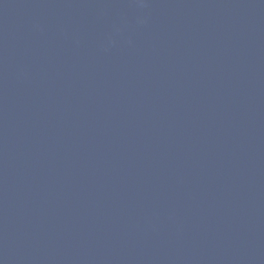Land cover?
<instances>
[{
    "label": "water",
    "instance_id": "obj_1",
    "mask_svg": "<svg viewBox=\"0 0 264 264\" xmlns=\"http://www.w3.org/2000/svg\"><path fill=\"white\" fill-rule=\"evenodd\" d=\"M0 264H264V0H0Z\"/></svg>",
    "mask_w": 264,
    "mask_h": 264
}]
</instances>
